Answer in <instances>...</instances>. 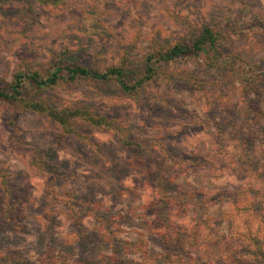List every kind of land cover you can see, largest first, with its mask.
Returning a JSON list of instances; mask_svg holds the SVG:
<instances>
[{
  "label": "rangeland",
  "instance_id": "obj_1",
  "mask_svg": "<svg viewBox=\"0 0 264 264\" xmlns=\"http://www.w3.org/2000/svg\"><path fill=\"white\" fill-rule=\"evenodd\" d=\"M241 9L246 11L249 27H255L250 23L254 16L264 21V0H0V79H12L23 69L45 71L54 58L71 59L105 71L119 65L128 53V78L134 81L142 73L141 62L148 49L191 39L183 21L200 28L216 17L217 24L222 25ZM226 53L250 62L264 60V32L255 28L232 36ZM237 63L234 58L216 73L208 70L202 60L159 64V75L136 98H129L113 83L105 88L95 83L60 86L43 97L57 107L85 103L95 112L117 117L129 129V137L146 142L164 138L169 142L171 157L187 163L183 171L168 173L175 189L216 192L253 186L262 190L264 197V138L255 133L245 140L252 128L264 130V118L258 120L254 114L245 122L240 115L242 99L234 68ZM192 76L203 83L202 91L180 80ZM250 98L255 111L264 113V86ZM7 119L6 109L0 106V169L14 174L12 185L18 189L15 212L8 218L0 182V255L21 251L24 264H42L44 255L52 250L72 263L99 264L102 241L97 220L84 218L81 232L85 236L81 238L59 200L55 208L58 219L52 230L47 229L51 188L60 195L74 191L121 216L120 237L133 242L145 237L150 255L167 251L155 224L157 215L152 205L156 196L145 184L147 173L159 164V159L166 160L159 152L136 168L119 138L110 132L80 126L102 145L100 154H95L79 147L74 139L57 143L58 128L31 114L20 117L25 134L21 145L15 146ZM35 148L49 155L51 164L62 167L66 177L52 185L49 177L33 170L27 155ZM197 155L206 159L224 155V162L229 156L230 163L221 170L228 171L210 174L198 165L188 164L196 161ZM235 158L239 159L240 171ZM76 205L81 210L80 204ZM211 213L213 218L223 220L222 231L231 236L235 217L232 207L218 203ZM191 216L188 213L177 224L188 227ZM65 237L75 241L71 249L61 248ZM253 251L233 264H264V249L261 253ZM181 252L171 251L174 255ZM214 254L215 246L202 247L194 256L209 264ZM124 261L145 263L141 255L127 256Z\"/></svg>",
  "mask_w": 264,
  "mask_h": 264
},
{
  "label": "trees",
  "instance_id": "obj_2",
  "mask_svg": "<svg viewBox=\"0 0 264 264\" xmlns=\"http://www.w3.org/2000/svg\"><path fill=\"white\" fill-rule=\"evenodd\" d=\"M245 14L246 11L241 9L235 18L228 16L222 25L217 24L216 17H214L200 28L183 21V26L187 27L191 39L169 47L160 45L148 49L141 62L142 73L134 81L128 78L127 69L131 59V54L128 53L123 56L119 65L112 66L105 71L95 70L71 59L56 60L54 58L52 65L45 71L23 69L17 71L12 79H0V106H3L8 114L6 123L12 132V143L15 146L21 145L25 134L19 125V119L23 115L31 114L45 118L50 125L58 128L57 143L74 139L79 147H87L95 154H100L102 145L80 128L81 125H86L96 130L108 131L119 138L130 155L133 167L140 168L157 152L167 160L159 159V164L147 173L145 183L146 187L153 189L156 196L152 209L157 215L155 224L160 228L159 236L167 248L163 255H150L145 237L138 242L121 238L122 217L115 216L100 203L86 201L74 191L60 195L54 188L50 189L49 215L46 223L48 230H52V225L58 219L59 213L55 208L57 201L61 200L67 208L68 218L80 231L81 238L85 236L84 232H81L85 217H92L100 224L98 231L102 241V255L98 259L99 264H125L124 260L127 256L135 255L143 257L145 263L142 264H208V260L204 261L202 257L197 255L195 257L194 254L202 247L213 246H215V254L212 255L209 264H233L243 259V256L253 249L254 254L262 252L264 249L262 190H257L253 186L241 187L237 191L218 190L216 192L210 190L190 192L180 187L175 189L174 182L168 173L174 170L183 171L187 163L171 157L169 142L164 138L151 139L146 142L129 137V129L117 117L95 112L85 103L57 107L43 97L46 92L60 86L71 88L80 87L85 83H95L105 88L113 83L129 98H136L159 75L157 69L159 64L181 60H202L208 70L216 73L235 58L238 63L234 68L238 71L242 99L240 115L245 122H248L249 117L254 114L257 115L258 120L261 117L264 118L262 111H255L250 98L252 93L264 86V71L262 70L264 60L250 62L226 53L227 43L232 36L238 37L243 31L255 28L264 32V21L254 16L250 23H253L255 27H249V21H245ZM180 80L192 86L197 92L202 91L203 83L197 77L192 76L189 79L183 77ZM255 133L260 138H264L263 129L252 128L247 132L245 140L248 141L254 137ZM27 156L31 168L38 174L49 177L52 185L66 177L65 170L59 165L51 164L49 155H45L41 149L35 148ZM223 156L218 159H206L197 155L196 161L188 164L198 165L210 174L224 173L228 170H221L225 169L224 167L230 163L231 159L225 156L226 163L222 159ZM238 160L235 158L234 161L240 171ZM0 178L5 199V214L10 218L15 212L14 205L18 189L12 185L14 178L12 172L0 169ZM218 203L229 204L235 213L231 236L223 233L221 228L223 220L212 217L211 209ZM76 204H80L81 210L76 208ZM188 213L192 214L191 224L188 227L179 226L177 220L186 217ZM76 237L78 238V235ZM74 242L70 237H65L61 248L71 249ZM174 250L183 252L174 255L171 253ZM22 254L21 251H8L0 255V264H24ZM42 264L83 263L79 261L72 263L67 256L57 257L56 253L51 250L44 255Z\"/></svg>",
  "mask_w": 264,
  "mask_h": 264
}]
</instances>
